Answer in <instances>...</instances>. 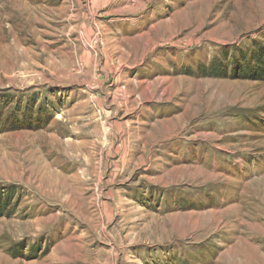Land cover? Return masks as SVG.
Segmentation results:
<instances>
[{
	"label": "rangeland",
	"instance_id": "obj_1",
	"mask_svg": "<svg viewBox=\"0 0 264 264\" xmlns=\"http://www.w3.org/2000/svg\"><path fill=\"white\" fill-rule=\"evenodd\" d=\"M263 36L264 0H0V264H264Z\"/></svg>",
	"mask_w": 264,
	"mask_h": 264
},
{
	"label": "trees",
	"instance_id": "obj_2",
	"mask_svg": "<svg viewBox=\"0 0 264 264\" xmlns=\"http://www.w3.org/2000/svg\"><path fill=\"white\" fill-rule=\"evenodd\" d=\"M264 40V36L262 37ZM224 62H216L210 67H206L203 70V74L207 77H213L217 79H222L226 77V68L222 64ZM246 69H244L243 64L241 66V75L240 78L242 80H251L256 82H264V49L258 48L254 49L251 54V61L248 60L246 63ZM202 66L201 69H203ZM7 194L0 191V217L3 214V210H5L10 203V198L6 197Z\"/></svg>",
	"mask_w": 264,
	"mask_h": 264
}]
</instances>
